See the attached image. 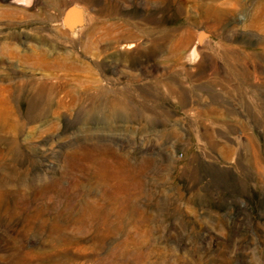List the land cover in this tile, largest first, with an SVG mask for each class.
<instances>
[{
	"label": "rangeland",
	"instance_id": "obj_1",
	"mask_svg": "<svg viewBox=\"0 0 264 264\" xmlns=\"http://www.w3.org/2000/svg\"><path fill=\"white\" fill-rule=\"evenodd\" d=\"M0 264H264V0H0Z\"/></svg>",
	"mask_w": 264,
	"mask_h": 264
},
{
	"label": "water",
	"instance_id": "obj_2",
	"mask_svg": "<svg viewBox=\"0 0 264 264\" xmlns=\"http://www.w3.org/2000/svg\"><path fill=\"white\" fill-rule=\"evenodd\" d=\"M81 22L80 12L74 8H69L62 17V25L65 29H72Z\"/></svg>",
	"mask_w": 264,
	"mask_h": 264
},
{
	"label": "bare ground",
	"instance_id": "obj_3",
	"mask_svg": "<svg viewBox=\"0 0 264 264\" xmlns=\"http://www.w3.org/2000/svg\"><path fill=\"white\" fill-rule=\"evenodd\" d=\"M21 1H15V3L19 4ZM219 20V19H216ZM201 37L198 38V41H200Z\"/></svg>",
	"mask_w": 264,
	"mask_h": 264
}]
</instances>
